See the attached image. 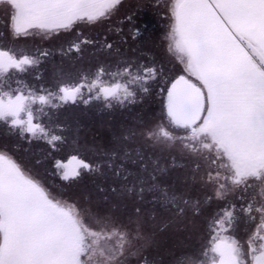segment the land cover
Here are the masks:
<instances>
[{
	"label": "snow or ice",
	"instance_id": "snow-or-ice-1",
	"mask_svg": "<svg viewBox=\"0 0 264 264\" xmlns=\"http://www.w3.org/2000/svg\"><path fill=\"white\" fill-rule=\"evenodd\" d=\"M120 3L0 0L15 37L30 35L33 29L50 34L68 30L77 22L95 23L107 18ZM168 12L172 20L169 51L200 86L181 75L168 89L169 123L183 128L186 136L176 137L163 125L148 135L161 142L183 140L185 148L216 167L215 175L208 172V182L218 185V198L240 186L245 192L252 189L243 211L251 221H255L253 212L260 214L247 252L238 240L223 235L234 222L233 212L225 210L214 222L215 234L201 254L203 259L182 256L177 264H249L248 258L250 264H264V0H168ZM37 62L29 55L18 57L10 49L0 48V121L18 128L21 135L47 137L42 124L33 122L37 117L32 105L37 100L48 104L49 97L2 90L10 70L24 72L26 66ZM143 72L130 83L155 78L154 67ZM124 73L131 75L129 68ZM97 86L98 79L90 87ZM81 87H61L59 99L74 101ZM121 92L125 98L134 95L120 83L100 86L105 99L119 100ZM40 111L43 109H36ZM60 139L52 135L48 142ZM81 165L91 167L83 161ZM63 179H69L67 172ZM97 226L99 230L89 226L74 205L53 198L11 157L0 152V264H123L131 244L128 235L104 220H98Z\"/></svg>",
	"mask_w": 264,
	"mask_h": 264
},
{
	"label": "flooded vegetation",
	"instance_id": "flooded-vegetation-1",
	"mask_svg": "<svg viewBox=\"0 0 264 264\" xmlns=\"http://www.w3.org/2000/svg\"><path fill=\"white\" fill-rule=\"evenodd\" d=\"M157 5H155V7H157ZM123 20L125 21V19ZM124 24L127 23L125 22ZM114 26L115 24L112 23L108 30ZM160 26L161 23L155 24V26L148 25L147 27L144 25L139 28L146 30L150 29L153 31L154 28L157 27L160 29ZM9 29L8 17L5 12L0 10V48L6 50L10 49L18 57L24 54L29 55L30 57L35 58L38 62L31 66H26V71L24 72H19L15 69L10 70L8 76L3 81L2 90H13V94H16L18 91L25 96L31 93L36 97L40 95L49 97V93H51V96H55V98H53L52 105L50 103L42 105L38 100L32 105L34 114L37 117L33 122L42 124L48 132L47 137H42L39 133L35 136L29 133L21 135L18 128L13 129L11 128L10 123L0 121V152L11 157L16 163L18 160L19 162L23 161L22 165H20L22 166L21 168L24 171L26 169V173H29L31 176H37V178L42 181L39 183L48 190L57 189L71 192L77 190H107L112 192L110 195L116 197L113 199L121 203L119 197H121V195H130L131 190L136 188V184L130 181L131 175L129 173V167H117L114 163H117V160L120 159L121 156L125 159L130 156L131 142L130 137L125 133V125L123 128L120 125L121 127L119 126V129L114 132V128L110 124H113V107L130 106V104H125L124 102L115 103L116 99L112 97L105 99L104 95L100 94V86H111L116 83H120L121 85H124L122 83H125V85H127L130 82L129 74H126L123 71V74L118 72L116 76V72L112 68H109L107 64H98L91 61L94 55H98V51L93 41L86 40V34H84L81 29H75L76 31L74 30L72 32H59L50 40H45L41 37L32 39L9 37ZM134 30H137V28ZM74 45L76 47H74ZM90 47L92 48L90 50L91 53H88L87 49ZM106 53L107 55L102 53L103 58L105 56H108L109 58L110 54L108 51ZM154 53L156 56L155 60L160 61L161 59L158 55V51L155 50ZM92 64H95L96 69L95 67H92L93 70H84V68L89 67V65ZM99 65H102L101 69L98 68ZM97 79L99 80V86L94 87L92 91L88 90L89 92H86L89 85L88 83L90 82L89 86H91L92 82ZM79 85H83V87H81L80 92L76 95L74 101L69 99L65 102L59 99V96L63 95L59 91L61 87H75ZM88 106H94V109L91 111H96V113H98L97 111L100 110L104 113L103 117H101L100 114H96L97 116L93 119L95 124L93 126L90 125L91 132L88 127L77 120L79 117H83V114L81 115L80 111L86 109V113ZM38 108H42L43 111L36 112V109ZM160 110L161 117L159 121L160 123L164 121L163 123H165L169 131H172L175 134L178 132H186L183 128H176L170 125L169 119L165 114L163 103ZM128 111L129 110H123L122 108V120L125 121V118H128ZM21 116L26 119V116L23 113ZM105 117H107L106 119H108V117L110 118L108 121L106 119L103 121L106 122V125L109 124V127L107 129L102 127V131L110 132V142L108 145L100 143L89 145L77 140V128L72 130V126L77 125L78 129L80 127V130L85 131L88 135L93 134L98 139V135L94 132V128L96 127L97 122ZM150 126L151 125H148L147 128H150ZM140 129L142 132L144 128L141 127ZM52 130L61 137V140L53 143L48 142L52 136ZM142 136L143 134L141 133V137ZM115 137L116 140L114 141L113 138ZM140 140L143 142L144 151H142V153L144 154L148 151L151 154L155 153L157 156H161L163 151H166L170 153L172 158H174V154L177 157L176 147L174 149L171 147L168 150V148H162L161 145L156 143V141L153 143H146L142 138H139V141ZM106 141L108 142L107 139ZM97 142H99V139ZM74 145L78 146L77 150L72 149V146ZM85 155H87V157H85ZM71 157H76L89 164L91 167L90 169L80 167L76 171L79 172L78 176L69 177V179L65 180L63 179V176L66 172V168L63 164ZM32 159H39V163L33 164L34 162L31 161ZM104 164H106V166H103ZM206 185L210 187L211 184ZM143 187H145L144 183L139 184V188ZM121 190L125 192L122 194L118 193V191ZM138 194L141 204L136 208L139 212L142 207L143 214L140 216V220L143 224L142 229L145 234V239L142 240L141 238L137 243L134 242L133 245L128 247V251H126L125 256L122 258L123 264H171L172 260L175 261L179 257L188 255L197 258L200 257L199 259H202L201 254L203 252L200 251L202 248L207 249L210 247L209 242L214 234L212 230L214 222L220 219L224 215V211L228 208L233 209L234 211H232L235 213L234 225L231 227L232 231L241 235V233L246 231L247 227H250L251 224L256 222L251 221L249 215L243 211V201H240V198H226V200L223 201L221 199L214 200L208 195L209 192L205 191L202 202H197L201 205V211L203 212V217L196 220V222L199 221L198 223L201 224L202 228L201 233L198 235L199 239L197 237L198 242L196 244L198 245L195 244V246L191 247V249H188L186 252H184V250L182 252H175L176 254L171 256L170 259L168 258L169 260L167 258L161 259L159 256L156 257L155 253L161 251L162 242H160L161 237L159 236V232L169 226L168 219H165L164 222L167 223L164 227L161 226L162 222H156L157 224L154 228H151V224L147 226L146 223L155 221L154 219L157 216L152 214L147 216V205L145 204L147 202L143 199L146 194L142 191ZM132 195L134 197L137 193L133 192L131 193V196ZM246 196V201L248 202H246L245 206L247 207L251 200L252 193H250V195L247 194ZM126 201L128 202L129 198ZM126 201L120 208L116 206L108 208V221L112 224H121L122 226H125L126 224V226L130 228L132 224L130 221L135 215L129 210L128 207L131 208V206L129 204L126 205ZM172 201L173 200H166L162 202H165L164 206L168 209H170L168 207L170 202L171 219L176 220L177 207ZM232 202L235 204L234 207L232 206ZM161 208L162 207H160V212H162ZM168 209L167 212H169ZM94 210L96 211V209ZM252 215L255 216L254 212ZM159 217H157L156 220H158ZM150 233H155V236L150 239L152 241L147 242L146 236H149ZM148 254H150L149 257H147Z\"/></svg>",
	"mask_w": 264,
	"mask_h": 264
},
{
	"label": "rangeland",
	"instance_id": "rangeland-1",
	"mask_svg": "<svg viewBox=\"0 0 264 264\" xmlns=\"http://www.w3.org/2000/svg\"><path fill=\"white\" fill-rule=\"evenodd\" d=\"M159 4L160 5V15L162 17V19L160 20L162 23V26H160V29L154 28V31L157 32V34L160 32V40L161 43L163 44V53L162 56H165V60L164 62H162V60H155L156 56L154 51L152 50H148L147 52L143 49L144 47H146L145 45L147 44V40L149 38L150 34V29H143V28H139V27H143L144 25H146V27L152 26L150 25V23L154 22L152 21V18L154 16H152V11L153 8H155V5ZM0 10H2L3 12H5L4 7L0 6ZM125 19V21L123 20ZM110 22V23H109ZM127 24H124V23ZM115 24L114 27H112L110 30H108V28L111 27V25ZM123 23V24H122ZM172 20L170 17V13L168 12V0H121V3L119 4V6L107 17L104 19H101L95 23H88V22H77L75 23L70 29L65 30V29H60L58 31H54L50 34H45V33H40L38 30H30V32L32 34L30 35H20L18 36V38H36V37H41L44 38L45 40H50L52 39L56 34H58L59 32H72L75 29H81L84 34H86L85 38L86 40L89 41H93L95 47L97 48L98 51V55H94L93 59H91V61L101 64H107L109 68H112L116 73L115 75L120 72L123 74V71L125 68H129L130 69V81L133 80V77L140 75L143 76L144 72L143 69L146 67H154L156 69V74H155V78H149L147 80V82H129V84H127L128 90L133 92L134 95L125 98L123 92H121L120 94V99L119 100H115V103H129L130 106H115L112 109V115H113V124H110L113 126L114 128V132H116L119 129L120 123H122V108L123 110H129V114L127 115L129 118V123H128V127L131 129V131L133 133H137V135L135 136L136 139L138 138H142L143 141H145L146 143L148 142H154L156 141L158 144L161 145L162 148H168L170 149L171 147H173V149L176 147L177 148V157L175 160H172V162H174V164L176 165H183L184 161L182 162V160H180V156L183 155L184 157H186L188 159L191 158L193 160L191 166L194 168V170H192L193 172V176H189L191 177V181L189 182V184L185 185V190L184 192L186 193V191L188 192L187 189H194L195 188H199L202 191H200L199 194L205 193V191H208L211 197V199L214 200H218L221 199L226 200L227 199H233V198H240V201H243L242 205H243V209L244 207H246V199H247V194L250 195V193L253 192L252 189H249L247 192H245L244 187L240 186L239 188H236L235 190H229L227 191L223 198H218L216 195V190L218 185L217 184H213V183H209L208 182V172L212 171L213 175H215L216 172V167L215 166H210L209 162L205 161L201 155H199L198 153H193L191 152L189 149L185 148L184 146V141L181 139H175L173 141H167V142H161V141H157L154 138H150L148 133L155 131L158 129L159 126L163 125L166 127L165 123L159 121L160 119V114H161V110L160 107L162 106V103H164V97H165V93L167 91V88L169 86V84L171 83L172 80H174L175 78L184 75L187 79L191 80L193 83H196L198 86L199 85V81H197L195 79V77L189 76L188 73L185 72L184 70V65L176 58V55L172 52L169 51V40L167 39L168 37V33L170 31V26H171ZM110 24V26H109ZM10 28V27H9ZM137 30H134L136 29ZM160 30V31H159ZM76 31V30H75ZM89 32V33H88ZM88 33V34H87ZM9 37H15L12 33V31L9 29ZM139 40V41H138ZM135 44H140L142 47H138L136 48ZM110 45V47H109ZM92 48H88L87 52L91 53L90 50ZM110 54L109 58L108 56H105L104 58L102 57V53H104V55H107V52ZM102 65H99L98 68L101 69ZM92 67H95V64L89 65V67L84 68V70H93ZM97 68V69H98ZM96 69V67H95ZM117 76V75H116ZM90 85V82L88 83ZM125 85V83H122ZM88 85V89L86 92H89L88 90L92 91L93 88H91ZM147 89V91H145L144 89ZM50 97V104L52 105L53 102V98H55V96H49ZM128 108V109H127ZM94 109V106H88L87 108V114L85 113L86 109H82L80 111V114L83 117H79L77 120L82 123L83 125H85L86 127L89 128V131L91 132V127L90 125H94V118L95 116L99 115L101 117L104 116V113H102V111L98 110L96 113V111H91ZM97 114V115H96ZM111 115V114H110ZM97 118V117H96ZM105 118H101L98 122L96 127L94 128V132L98 135V139L93 135V134H87L85 131L80 130L81 128L77 125L72 126V130L77 128V140H79L81 143L84 144H106L108 145V143L110 142V132H104L102 131V127H104L105 129H107L109 126V124L106 125V122H103ZM127 118V117H126ZM154 118V119H153ZM107 121L110 120V118L108 117V119H106ZM124 124H127V120L125 119ZM148 125H151L150 128H147ZM141 127H143V131L141 132ZM146 128V129H145ZM167 128V127H166ZM143 134V136L141 137V133ZM145 131V132H144ZM131 132V133H132ZM139 132V133H138ZM172 132V131H171ZM174 136L176 137H184L187 135L186 132H178V133H174L172 132ZM58 135L56 133L51 132V135ZM59 136V135H58ZM114 137V136H113ZM106 139L108 140V143L106 141ZM114 141L116 140V137L113 138ZM61 140V139H60ZM72 149H78V146H72ZM156 149V148H154ZM148 152V151H147ZM146 152V153H147ZM149 154V152L147 153ZM151 154V153H150ZM85 157H87V155H85ZM157 158V156H156ZM160 159V156H159ZM190 159V160H191ZM140 160V159H138ZM145 160V159H144ZM32 162H34L33 164H37L39 163V159H32ZM18 165H22L23 161L19 160L17 161ZM96 164V163H95ZM94 164V165H95ZM154 164V163H153ZM161 164H163V157L161 159ZM97 165V164H96ZM175 165V166H176ZM22 167V166H20ZM155 167V166H154ZM157 167V166H156ZM146 168V167H145ZM22 169V168H21ZM156 168H154L155 170ZM23 170V169H22ZM24 171V170H23ZM25 173L27 172L26 169L24 171ZM172 172L169 171V174L165 175L164 178L162 179V181L166 184V186L168 187L170 184L174 187L176 182H173V178L171 176ZM27 175L31 176L29 173H26ZM33 179L37 180L38 182H42L39 178H37V176H31ZM187 180L188 179H184ZM224 181L222 180L221 183H223ZM86 183V182H84ZM206 184H211L210 187H208ZM85 185V184H83ZM228 188L231 189L232 186L229 183L228 184ZM45 190L47 192L50 193V195L60 201H64L67 202L71 205H74L80 212L81 216L84 218L85 222L87 224H89V226H91L92 228L99 230L98 226H97V221L98 220H104L106 222H108V224L111 226H115L118 228L119 231L125 232L130 241L131 244L133 245L134 242H138L139 240H144L145 239V234L143 233V229H142V221L140 220V217H136L134 219V217L131 219L130 222H132V224L136 223L135 228L132 226V228H128L125 224V226L121 225V224H112L111 222H109L108 220V216L103 214V211L106 212V208H102V206L99 205V199L100 202L104 201L103 196H106V191H82V190H77V191H65V190H48L45 188ZM104 192V193H103ZM171 192V190H170ZM196 192V191H194ZM184 193V194H185ZM193 193V192H192ZM191 193V195H184L185 197H183L181 200L176 199L175 195L174 198L172 199V203L176 204L177 207V213L176 216H178L176 218V220L171 219V213H170V209H171V204L169 202V212H160V207H165V202L162 201H166V198L164 195H157L156 200L155 201H150L151 202V206L150 209L154 210V213L152 215H156L157 217H159L158 220H156V218L154 219L155 221H151V228L155 227V225L157 224L156 222L160 223L162 222L161 226H166L165 225V219H168V223L169 226L165 227L163 230H161L159 232V236L161 237L160 242H162V247H161V251L162 254L164 255L163 257H161V259H170L171 258V254H168L169 252L164 251V245H168V243H170V241H174V240H178V242H175L176 245L170 248V253H175V251L173 249V247H177L176 251L182 252L184 250V252H186L188 249H191V247L195 246V244L198 242V233L196 232V234L194 236H191L189 234H182L180 233V226H179V221H183L185 223H187L190 227L194 226L196 223H194L198 218L201 219V217H203V212H195L194 210H186L185 212L181 213L180 211V207L182 209L187 208L189 205L191 204V202H193L194 198H195V194L193 195ZM197 193V192H196ZM198 194V193H197ZM207 195V196H208ZM168 201H170L171 199V193H169L168 195ZM173 196V195H172ZM204 196V195H203ZM236 196V197H235ZM129 198L128 195H121V198L119 199V201H121V205H124L125 201ZM126 199V200H125ZM176 201V203H175ZM127 202V201H126ZM150 202L145 203L146 205ZM188 202V203H187ZM232 206H235V204L232 202ZM98 205L100 207H98ZM160 206V207H159ZM166 208V207H165ZM94 209H98V210H94ZM103 209V210H101ZM105 209V210H104ZM181 209V210H182ZM227 210H233V209H227ZM108 211V210H107ZM234 211V210H233ZM232 211V212H233ZM109 212V211H108ZM140 212V211H139ZM160 212V213H159ZM141 213V212H140ZM170 213V214H168ZM195 217H191L190 214H195ZM235 213L233 212V215ZM169 215V216H167ZM255 223L251 224L250 227L246 228V231L244 233H241V235L239 233H236L234 231H232V229H228L227 232H224L223 235L224 236H231L233 238H235L236 240H238L240 242V244L243 246L245 252H247V242L249 237L256 231L257 226L260 223V214L255 213ZM167 216V217H166ZM198 216V217H197ZM148 219V218H147ZM191 219V221H190ZM127 222V221H126ZM199 222V221H198ZM129 223V222H128ZM234 225V223H233ZM140 226V227H139ZM227 227V225H225ZM162 227V228H163ZM176 227H178L179 231L177 233ZM252 227V228H251ZM250 228V229H249ZM249 229V230H247ZM110 230V229H109ZM191 234V233H190ZM215 234V233H214ZM213 234V235H214ZM261 234H264V232H262ZM193 235V234H192ZM155 236V233H150L149 236H146V241H152L150 240L151 238H153ZM179 236V238H177ZM196 236V237H195ZM198 237V239H197ZM170 240V241H169ZM181 240V241H180ZM144 241V242H146ZM167 241H169L167 243ZM154 242V240H153ZM173 244V242H172ZM198 245V244H196ZM202 247V245H201ZM205 249L202 248V250L200 252H203ZM160 251V252H161ZM184 254V253H181ZM186 254V253H185ZM187 255V254H186ZM211 255V254H210ZM150 254L147 255V257H149ZM200 258V257H198ZM168 259V260H169ZM176 259V258H173ZM203 259V257H202ZM249 259V264H250V258ZM171 264H177V260H172Z\"/></svg>",
	"mask_w": 264,
	"mask_h": 264
},
{
	"label": "trees",
	"instance_id": "trees-1",
	"mask_svg": "<svg viewBox=\"0 0 264 264\" xmlns=\"http://www.w3.org/2000/svg\"><path fill=\"white\" fill-rule=\"evenodd\" d=\"M159 9H160V5H157V7L153 8L152 11H149V12H152V16H154L152 18V21L154 22V24L150 23V25H152V26H155V24H160L161 23L160 20L162 19V17H161V15L159 13V11H160ZM161 26H162V23H161ZM150 34L151 35L149 36V38H148V40L146 42L147 44L145 45L146 47H144L143 49L146 52L148 50H152V51L156 50V51H158V55L160 56V59L162 60V62H164L165 56H162L163 44L161 43V40H160V35H161L160 32L157 34L156 31L152 32L150 30ZM135 45H136V48L142 47L140 44H135ZM125 119L127 120V124H124V122H123L124 120H123L120 125L122 126V128L125 125L124 126L125 133L130 137V142H131V151L130 152L131 153H130V156L127 159H125L123 156H121L120 159L117 160L118 162L114 163V165L117 166V167H119V166L120 167H129L130 168L129 173L131 175V180L130 181L132 183L136 184V188L133 189L135 191H133V190H131V192L128 191V192H130V195H128L129 196V201L126 202L127 203L126 205L129 204L131 206V208L130 207H128V208L131 211V213L133 215H135L134 219L136 217H138V216L139 217L142 216V214H143L142 207H141V210H140L141 213L137 211V208L139 207V204H141V202L139 201V194H138L141 191L145 192V194H146L145 197H143V199L146 202L156 201V197H157L158 194L159 195L161 194V195L165 196V193H167V196L165 198H166V200H168V197H169L168 195H169V193H171V199H170V201H171L174 198V195H175L176 199L181 200L183 197H185L184 195H188V194L191 195V193L193 192L192 194L193 195L195 194L194 195L195 198H194L193 202H191V204H188L189 206L187 208H185V209H182L180 207V211L179 212L183 213V212H185L186 210H189V209L194 210L195 212H200L202 207L197 202L198 201L202 202V199L204 198V196H203L204 193L201 192V194H199L200 191H202V190L199 189V188L198 189L195 188V190L194 189H187L188 192L187 191H186V193L184 192L185 185L189 184V182L192 180L191 179V177L193 176L192 170H194V168L191 166V164H192L193 160L191 158H189V156H188V159H187L186 157L181 155L180 156L181 157L180 160H182V162L184 161L183 162L184 164L183 165L182 164L181 165H176V164H174V162H172V160H175V158H176L175 154H174V158H172V156L170 155L169 152L163 151V153H162V155L160 156V159H159V156H157L155 153H152V154H150V153L149 154L142 153V151H144L143 142L141 140L139 141V138L138 139L135 138L137 133H133L131 131V129L128 127L129 118H125ZM156 156H157V158H156ZM162 157H163V164H161ZM138 159H140V160H138ZM103 166H106V164H104ZM154 168H156V169L154 170ZM143 169H145V170H143ZM169 171L172 172L170 174H171V176L173 178V182H176L174 187L171 184L167 187L166 184L162 181L164 176L169 174ZM189 176H191V177H189ZM153 177H154V179H153ZM185 178L188 179V181L184 180ZM142 183L145 184V187L139 188V184H142ZM170 190H171V192H170ZM194 191H196L198 194L196 192H194ZM123 192H125V191H122V190L118 191V193H121V194ZM133 192L137 193V195L134 196V197H133V195L131 196V193H133ZM110 193H112V192L106 191V193H105L106 196H103V198H104L103 202H100L99 199H101V198H98L97 201H99V205L102 206V208H106L107 210H108L109 207H112V206H116V207L120 208L122 205L118 201L113 199V198H116V197L113 196V195H110ZM117 197H119V196H117ZM119 198H121V197H119ZM99 205H98V207H100ZM150 205L151 204H149V203L147 204V213H146L147 216H150L151 214L154 213V211L152 209H150V207H149ZM167 209L168 208H165L162 205V208H161L162 212H166ZM96 210H98V209H96ZM101 210H103V209H101ZM107 210H106V212L103 211V214L108 216V211ZM168 214H170V213H168ZM195 214H197V213H195ZM190 215H191L190 218L195 217L194 214L193 215L190 214ZM190 221H191V219H190ZM194 223H196L194 226L190 225V227H189V225L187 223H185L183 221H179L178 224L181 227L180 228L181 232L179 231L178 227H176L177 233L179 231L182 234H189L191 236H194L196 234V232H197L198 235H199V233H201V229H202L201 228V224L196 222V221ZM146 224H147V226H149L151 223L147 222ZM132 226L135 228L136 223L131 224V227ZM141 227H143V224H142ZM177 238H179V236ZM169 241H167V243ZM172 242H173V244H172ZM175 242H178V240L177 241L176 240H174V241L172 240V241H170V243H168V245H164L165 246L164 247V249H165L164 251L169 252L168 254H171L172 256L175 255L176 253H174V252L170 253L171 252L170 248L172 247V245L173 246L176 245ZM173 248H175L173 250L175 252H177L176 251L177 247H173ZM155 254H156L155 255L156 257H158V256L159 257H163L164 256L162 254V251L161 252H157ZM169 263H170V261H169Z\"/></svg>",
	"mask_w": 264,
	"mask_h": 264
},
{
	"label": "water",
	"instance_id": "water-1",
	"mask_svg": "<svg viewBox=\"0 0 264 264\" xmlns=\"http://www.w3.org/2000/svg\"><path fill=\"white\" fill-rule=\"evenodd\" d=\"M178 78V77H177ZM175 78L174 80L171 81V83L169 84L168 88H167V91L165 93V97H164V103H163V106H164V109H165V114L167 116V108H166V105H167V94H168V89L171 87L172 83L177 79ZM168 117V116H167ZM74 157H71L69 158L64 164L63 166L66 168V172L69 174V177H74L72 175V173L76 172L78 170V168L82 167L81 165V160L76 158L73 159Z\"/></svg>",
	"mask_w": 264,
	"mask_h": 264
}]
</instances>
